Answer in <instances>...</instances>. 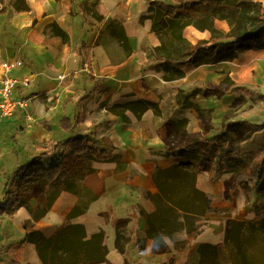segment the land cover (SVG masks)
Segmentation results:
<instances>
[{
  "label": "crops",
  "instance_id": "0c3cea01",
  "mask_svg": "<svg viewBox=\"0 0 264 264\" xmlns=\"http://www.w3.org/2000/svg\"><path fill=\"white\" fill-rule=\"evenodd\" d=\"M15 1L4 0L2 4L0 0V80L2 63L20 61L22 65L13 75L22 83L17 96L26 106L19 107L13 119L0 123V203L7 180L24 162L50 152L70 137L86 136L92 146L120 156L127 169L117 173L115 163L92 161L95 171L84 176L80 194L62 192L47 213L43 211L46 198L41 188L38 196L33 191L29 207L13 215L0 211V264H43L36 246L25 241L24 225L31 221L35 230L51 238L78 205L89 208L73 223L83 225L88 235L105 231L111 264H185L188 252L173 257L175 249L170 241L163 250L157 251L150 239L144 250L139 248L138 242L146 238L148 229L145 215L155 211L141 191L158 192L153 179L156 167L196 168L215 154L220 167L221 153L212 148L217 144L210 148L202 142L193 145L191 139H213L221 134L203 131L199 115L192 108L182 109L178 94L191 71L202 80L220 83L216 71L227 70L229 76L230 68L225 64L230 62L189 69L184 79L165 82L157 60L146 52L148 47L158 46L159 40L151 32V24L140 22L147 9L142 0L139 4V0H25L30 11L18 13L10 7ZM54 25L69 35V44H62L54 35ZM122 29L132 49L129 57L119 41ZM210 71L214 77L208 78ZM200 98L198 95L195 102L204 108ZM136 100L159 104L161 116L149 110L138 121L128 113L130 122L125 124L123 118L100 110L103 104L112 107ZM100 112L103 116H98ZM78 116L83 120L75 131L63 128L64 119L73 122ZM184 119L188 120L187 128L179 129ZM173 132L187 135L181 147L170 146ZM223 145L227 149L228 144ZM68 152L61 145L42 162L52 165ZM198 187L214 200L212 211L199 223L193 244H222L230 220L264 219V203L255 211L253 202L235 188L232 173L219 174L211 181L207 170L200 169ZM123 223L130 237L126 253L116 247V229Z\"/></svg>",
  "mask_w": 264,
  "mask_h": 264
},
{
  "label": "trees",
  "instance_id": "16d2710c",
  "mask_svg": "<svg viewBox=\"0 0 264 264\" xmlns=\"http://www.w3.org/2000/svg\"><path fill=\"white\" fill-rule=\"evenodd\" d=\"M1 2L3 4L4 0ZM119 6L123 10V4ZM10 7L17 13L30 11L25 0H16ZM81 8H84L85 13L88 12L85 6ZM85 17L88 18L86 14ZM148 20L151 21V32L157 36L159 45L148 47L146 52L149 58L157 60L165 82L184 79L189 69L232 62L245 50L264 48V4L260 0L150 2L147 11L140 17L142 24ZM189 27L208 32L210 39L192 43L185 36ZM52 30L62 44L70 43L69 35L57 25ZM121 35L119 41L129 57L132 49L123 29ZM188 107H192V104ZM102 109H105L106 115L123 118L125 124L130 122L128 113L133 114L138 121L149 110L161 116L159 104L147 100L112 107L103 104L100 107ZM82 120V116L73 122L64 119L62 126L75 131ZM186 123L187 120L180 122L179 129L185 130ZM233 127L249 134L263 128L242 122ZM90 143L86 136L70 137L57 143L50 152L41 153L20 166L7 180L0 211L13 215L20 208L29 207L33 191L39 187L45 191L43 211L47 213L62 192L80 194L84 176L95 171L92 161L115 163L117 173L127 169L120 156ZM202 143L204 147H209L213 144H229L230 140L226 135H221ZM61 145L69 152L61 155L57 163L43 164L42 161L51 156L49 153L55 154ZM219 166L217 168L216 161H212L208 168L211 180H216L219 174L232 173L236 187L246 191L250 199L254 198V191L258 188L257 181H264V152L254 153L241 146L237 149L229 146ZM204 167L205 164L196 168L186 165L167 169L156 167L153 179L158 192L152 194L141 191L153 203L155 211L145 215L148 229L146 238L138 242L139 248L144 250L147 239H150L154 241L157 251L163 250L167 247V241H170L175 249L173 257L188 252L185 264H264V219L230 220L222 244H193L199 223L212 211L214 200L213 195L198 187V173ZM88 208L76 206L51 238L35 230L31 221L24 225L27 233L25 241L36 246L43 264H111L107 259L105 231L88 235L83 225L73 223ZM127 230L126 223L116 229V247L121 253H126L125 246L130 241Z\"/></svg>",
  "mask_w": 264,
  "mask_h": 264
},
{
  "label": "rangeland",
  "instance_id": "374dc122",
  "mask_svg": "<svg viewBox=\"0 0 264 264\" xmlns=\"http://www.w3.org/2000/svg\"><path fill=\"white\" fill-rule=\"evenodd\" d=\"M140 1L141 0H139L138 4ZM142 1L144 4L147 3V8L150 2L164 1L166 3H172V0ZM260 1L264 4V0ZM146 11L147 9L145 12ZM146 23L150 25L151 21L148 20ZM220 27L225 28L226 26L220 25ZM185 36L192 43L210 39V34L208 32H200L193 27L185 31ZM225 65L230 68V74L229 76L226 75L227 70L220 72L216 71V74L218 73L221 77L220 83H215L207 79L202 80L199 76L197 77L196 71H191L188 79L183 81V87L178 94L180 103L183 104H180L181 108H192L195 110L199 115L198 121L203 131H212L215 132L213 134L226 135V138L230 140L228 147L231 146L232 149H237L241 146L248 151L262 153L264 152V48L245 50L239 54L236 60L226 63ZM232 69L234 71H232ZM210 77H214L211 71L208 75V78ZM198 95L202 97L200 101L205 102L204 108H201L195 102ZM190 104H192V107H188ZM98 116H103V113H98ZM184 120H182V122H184ZM241 122L251 126H263V128L249 134L248 132L233 127L234 124ZM173 125L175 124L173 123ZM171 136V147H181L187 139L185 137L187 135L183 133L173 132ZM246 136L248 137L245 139ZM205 140H207L205 136L191 139L193 145L196 143L200 144V142ZM249 140H251L250 143H245ZM217 145L216 148L212 147L213 151L214 153L220 152L221 155H218L219 159L223 160L225 156L223 152H226L227 149L224 148L223 143L222 145ZM206 159L208 162H206L207 164H205L203 169L207 170L209 179L211 180L208 168L211 166L212 161L216 160V154L210 155V157L208 156ZM25 163L26 162H24L23 165ZM257 184L258 188L254 191V198L250 199L246 191L237 188L234 183L235 188L241 190L250 202H253L254 205L252 207L255 211L259 210V205L264 203V181H257ZM41 191L39 187H36L34 190L35 196H38Z\"/></svg>",
  "mask_w": 264,
  "mask_h": 264
},
{
  "label": "built area",
  "instance_id": "2783aa9c",
  "mask_svg": "<svg viewBox=\"0 0 264 264\" xmlns=\"http://www.w3.org/2000/svg\"><path fill=\"white\" fill-rule=\"evenodd\" d=\"M20 61L4 62L1 65L2 77L0 80V123L15 117L19 107L24 108L26 101L19 99L17 90L22 85L21 81L13 75L21 67Z\"/></svg>",
  "mask_w": 264,
  "mask_h": 264
}]
</instances>
